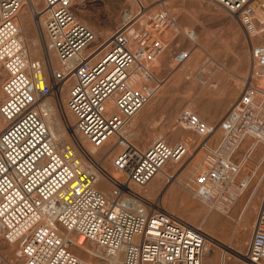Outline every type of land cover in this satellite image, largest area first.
Segmentation results:
<instances>
[{"label": "built area", "instance_id": "1", "mask_svg": "<svg viewBox=\"0 0 264 264\" xmlns=\"http://www.w3.org/2000/svg\"><path fill=\"white\" fill-rule=\"evenodd\" d=\"M75 1L43 0V8L34 13L46 53L60 62L55 68L28 57L18 27L22 0H0V67L7 72L0 106L6 122L0 133L2 239L19 245L23 264H87L72 251L83 244L94 245L103 264H204L208 235L138 190L168 163H181L188 155L182 143L159 139L143 149L128 138V127L159 91L144 90L134 80L143 64L132 42L139 47L146 38L135 32L143 15L99 41L77 18ZM213 1L248 17L261 5V0H219L226 6ZM252 56L264 82V45L254 48ZM190 57V51H180L173 64L182 66ZM66 87V105L75 119L72 134L96 148L113 139L121 149L114 160L117 175L93 156L78 158L76 142L61 147L51 134L42 108ZM185 120L201 133H215L192 112ZM219 130L223 140L216 163L195 181L204 196L228 195L227 184L241 172L231 159L247 139L264 135V90L249 91ZM244 258L245 264H264V199Z\"/></svg>", "mask_w": 264, "mask_h": 264}, {"label": "rangeland", "instance_id": "2", "mask_svg": "<svg viewBox=\"0 0 264 264\" xmlns=\"http://www.w3.org/2000/svg\"><path fill=\"white\" fill-rule=\"evenodd\" d=\"M34 2L29 1L20 12L25 13L27 21L21 25V32L30 45L40 40L36 51L43 46L44 54L41 52V57L35 59L45 58V55L50 61L51 54L49 56L45 51V38L34 14L44 3L43 0ZM74 9L77 18L99 41L127 23V16L143 15L135 32H142L146 38L139 47L136 40L132 42L143 64L134 80L144 90L159 87V91L131 123L128 133L131 141L143 149H148L159 139L188 147V155L181 163H169V166L177 167L176 170L180 169L174 177L175 184L170 181L172 176L154 188L149 184L147 190L151 194L147 198L160 209L189 221L208 234V245L213 250L212 264H243L237 253L244 255L247 252L264 199V135L260 139H247L231 159L241 167V172L227 184L226 197L222 194L202 195L196 189L195 181L216 163L215 153L223 140L219 130L221 121L244 101L249 91L264 90V82L258 76L252 56L254 48L264 45V0L253 17L235 15L211 0H76ZM161 15H166V20H161ZM19 18L20 15L18 21ZM180 51H190L191 57L185 65L176 67L173 58ZM52 58L58 68L53 53ZM6 79L7 72L0 67V106L4 101L2 85ZM68 93L66 88L62 100L59 96V102L56 94L49 98L53 105H59L61 121V108L65 100L67 102ZM187 112H192L203 127L214 129L215 133L207 135L200 132L202 128L187 126L184 123ZM3 122L0 116V133L6 128ZM68 141L74 144L72 139ZM113 144L105 147L113 148ZM120 152L121 149L112 152L108 160L101 163L107 172L114 173L113 160ZM110 188L107 186L104 190ZM170 190L171 194L168 193ZM166 193L168 198L165 199ZM207 200L211 212L204 203ZM87 246L92 249L91 244ZM11 251L12 246L0 236V264H23L19 257L12 256ZM72 251L86 262L93 261L80 248L75 247ZM204 264H210L206 258Z\"/></svg>", "mask_w": 264, "mask_h": 264}, {"label": "bare ground", "instance_id": "3", "mask_svg": "<svg viewBox=\"0 0 264 264\" xmlns=\"http://www.w3.org/2000/svg\"><path fill=\"white\" fill-rule=\"evenodd\" d=\"M29 1H31V2H33V4L35 3L34 2V0H22V2H23V5L25 6V4H29ZM211 1H213V0H211ZM219 1V0H218ZM219 2H221V3H223L222 1H219ZM224 5H225V3H223ZM23 6V7H24ZM226 6V5H225ZM23 9V8H22ZM231 10H233V11H236V10H234V9H231ZM22 11V10H21ZM36 11V10H35ZM230 11V10H229ZM231 12V11H230ZM22 14V13H21ZM20 14V15H21ZM135 18V16H127L126 18H125V22H128V21H130L131 19H134ZM21 20V19H20ZM27 23V21H26V16H24L23 18H22V21H19L18 22V27H19V31H20V37H21V40L24 42V44H25V46H26V48H27V50H28V57H29V59L31 60L32 58H40L41 57V52L43 53L44 52V49H43V46H42V48H41V50H38V51H36V48L39 46V44H40V40L39 39H37L36 41H34L35 43L32 45H30V44H28L27 42H26V39L24 38L25 36H24V34L21 32V29H22V26L21 25H23V24H26ZM26 27V26H25ZM23 30V29H22ZM27 31V30H26ZM21 33L23 34V37L21 36ZM32 37V36H31ZM109 37V36H108ZM133 45V44H132ZM44 54V53H43ZM43 57H45V58H42V59H38V60H42L43 61V63H45L46 64V66H53V67H55L54 66V59L55 58H52V54H51V59H50V63H49V61H48V58H46V56L45 55H43ZM56 57V56H55ZM56 59H57V57H56ZM190 60V59H189ZM188 60V61H189ZM187 61V62H188ZM57 62H58V68H60V62H59V60L57 59ZM186 62V63H187ZM185 63V64H186ZM184 64V65H185ZM183 66V65H182ZM176 67H180V66H176ZM46 70H48L47 69V67H46ZM67 88V87H66ZM65 88V89H66ZM64 89V90H65ZM64 92V91H63ZM2 93H3V89H2ZM3 95H4V93H3ZM62 95H63V93H62ZM62 95H61V100H62ZM59 97H58V102H59V99H60ZM56 101V102H57ZM66 100H65V102L63 103V105H62V108L61 109H63V117H62V121H61V119L59 118V113H58V107H59V105L56 103V105L54 104H52L51 102H50V100L48 99L46 102H45V105H44V107L42 108L43 110H44V112L47 114V116L44 118L45 119V122H46V124L48 125V127H49V130H50V132H51V134L53 135V137L55 138V140L60 144V146L62 147V146H65V145H67V144H70V142L68 141L69 140V138L70 139H72L74 142H76V145L78 144V158H82V155H83V153L85 154H87V155H89V156H93L94 158H96V159H98L101 163H103V160L104 159H106V160H108V157L110 156V154H112V152H115L116 150H117V152H118V150L120 149L118 146H117V144H116V142L112 139V140H110L109 141V143H112V142H114V144H113V148H111L110 146L109 147H105V146H107L108 144H106L104 147H105V149L104 150H102V151H99V150H101L102 148H104V147H102V148H96V147H94L90 142H88V141H86V140H84L80 135H76V136H74L73 134H72V129H71V125H73V123H74V119H73V117H72V115H71V113L69 112V110H68V108H67V105H66ZM140 114V113H139ZM138 114V115H139ZM137 115V116H138ZM1 116V115H0ZM137 116H136V118H137ZM2 118V117H1ZM135 118V119H136ZM3 119V118H2ZM134 119V120H135ZM4 120V119H3ZM133 120V121H134ZM3 123H6L5 122V120H4V122ZM129 128V127H128ZM1 129V128H0ZM127 132H128V129H127ZM130 136L131 135H129V133H128V138L131 140V138H130ZM60 147V148H61ZM114 150V151H113ZM100 152H103V154H100ZM82 154V155H81ZM101 158V159H100ZM171 163V162H170ZM113 166H114V160H113ZM173 168V170L170 172L169 170L170 169H172ZM176 168L177 167H171V166H169V163L162 169V171L158 174V176H156L149 184L150 185H152V188H154L155 186H156V184L158 185H160L161 184V181H163V179H166V178H168V176H172V179L170 180V181H172L173 182V180H174V177H176L177 176V173L179 172V170L180 169H178V170H176ZM114 173L116 172V170H115V168H114ZM112 171V172H113ZM113 173V174H114ZM170 178V177H169ZM174 183V182H173ZM172 183V184H173ZM179 183V182H178ZM175 184V183H174ZM148 189V187H146L144 190H139V192L140 193H144V194H146V195H148V196H150V194H149V190H147ZM253 193H255V192H253ZM258 194V191H256V193H255V196ZM193 198V197H192ZM196 199H198V198H196ZM204 202V201H203ZM206 205H207V209H208V212H211L212 210H211V208H209V206H210V204H209V202H208V200L207 201H205L204 202ZM204 212H206V211H204ZM212 214V213H211ZM209 215V214H208ZM208 215H206L207 216V219H208ZM206 218V217H205ZM209 221L208 222H210V223H212V221H211V218H209L208 219ZM187 222H189V221H187ZM190 223V222H189ZM215 223V222H214ZM190 224H192V223H190ZM193 225V224H192ZM195 226V225H194ZM197 227V226H196ZM199 228V227H198ZM208 235V234H207ZM0 236H1V238H2V234H1V230H0ZM210 237L208 236V239H209ZM231 239V238H230ZM210 241V240H209ZM6 243V242H5ZM7 244V243H6ZM8 245H11L12 246V251L10 252L11 254H12V256L14 257V258H18L19 257V253H20V248H19V245H12V244H8ZM92 245V244H91ZM241 246V248L243 247L242 245H240ZM77 248H80L82 251H84V253L86 254V255H88L89 254V256L91 257V259L93 260L92 262H86L84 259H83V261L84 262H86L87 264H103L102 262H100L99 260H97L96 259V257L98 256V252H97V249H96V247L94 246V245H92V249L90 248V247H88L87 246V244H83L82 246H80V247H77ZM74 253V252H73ZM212 254H213V250L210 248V246L209 245H207V252H206V256H205V258H206V260L208 261V262H210V264H211V262H212ZM78 256V255H77ZM79 257V256H78ZM237 257L238 258H240L242 261H243V264H245V258H244V255H242V254H239V253H237ZM80 258V257H79ZM205 261V260H204ZM223 264H225V263H223Z\"/></svg>", "mask_w": 264, "mask_h": 264}, {"label": "crops", "instance_id": "4", "mask_svg": "<svg viewBox=\"0 0 264 264\" xmlns=\"http://www.w3.org/2000/svg\"><path fill=\"white\" fill-rule=\"evenodd\" d=\"M24 16H25V13L23 12V13L20 15L19 21H22V18H23ZM20 19H21V20H20ZM19 21H18V22H19ZM171 192H172V191L170 190V192H168V193L171 194ZM166 198H168V197H167V193L165 194V199H166ZM171 198H172V197H171ZM209 263H210V262H209ZM212 263H213V261L211 262V264H212Z\"/></svg>", "mask_w": 264, "mask_h": 264}]
</instances>
